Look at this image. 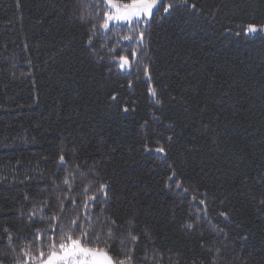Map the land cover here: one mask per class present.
<instances>
[{"label":"trees","instance_id":"trees-1","mask_svg":"<svg viewBox=\"0 0 264 264\" xmlns=\"http://www.w3.org/2000/svg\"><path fill=\"white\" fill-rule=\"evenodd\" d=\"M162 4L106 33L101 0H0V264L77 218L128 264H264V0Z\"/></svg>","mask_w":264,"mask_h":264},{"label":"snow or ice","instance_id":"snow-or-ice-1","mask_svg":"<svg viewBox=\"0 0 264 264\" xmlns=\"http://www.w3.org/2000/svg\"><path fill=\"white\" fill-rule=\"evenodd\" d=\"M102 2L108 6V10L104 12L103 23L100 27L107 33L110 28H114L120 24H126L135 27L140 23H146L153 16V9L157 7L158 0H102ZM182 2H187V0H182ZM171 7V5H169ZM195 7V5H193ZM168 8H164L165 12H168ZM83 19V17H81ZM150 26V25H147ZM255 27L249 26V31H255ZM131 36H123L124 41H130ZM139 40L143 42L144 32L139 33ZM91 43V41H89ZM115 51V49H113ZM132 57H136V53H131ZM116 62L121 70L125 68H130L131 63L128 56L119 55L116 57ZM147 71V68H145ZM153 97L156 96L155 90H151ZM112 100L116 99V96L111 97ZM156 103H160L157 99ZM128 109L125 108L124 111ZM157 152H162V148H157ZM63 161V157H61ZM67 183V181H65ZM180 187V185H177ZM107 188V185H100V191L103 192ZM89 199L95 200V196H91ZM69 203H75L74 200H70ZM204 203V201H201ZM87 207V205H85ZM223 215V213H221ZM56 219V217H53ZM71 226L67 230H61L59 236V247L57 248L56 230H53L52 243L48 245L49 253L44 264H128L131 257L127 260H114L107 251V243L118 237L115 233L119 232V227L115 220L111 221V226L107 230V237L105 240V247H89L87 245L92 244L93 241L89 239V234L83 231L78 223V218L71 220ZM131 223V221H129ZM187 227L191 228L192 225L189 224ZM78 233V235H77ZM131 240L135 242L138 240V236L129 232ZM95 239L99 240V235H95ZM123 244V240H121ZM43 255V253H42Z\"/></svg>","mask_w":264,"mask_h":264},{"label":"rangeland","instance_id":"rangeland-1","mask_svg":"<svg viewBox=\"0 0 264 264\" xmlns=\"http://www.w3.org/2000/svg\"><path fill=\"white\" fill-rule=\"evenodd\" d=\"M102 1V0H101ZM163 2H165V0H158V3H157V7L156 8H154L153 9V15L155 14V12H157L161 7H162V9L163 10H161L162 11V13H167V12H165L164 11V8H168L169 10H170V7H169V5H166V4H162ZM103 3V2H102ZM104 4V3H103ZM161 6V7H160ZM104 7H106V10H108V6L107 5H105L104 4ZM168 10V11H169ZM153 17V16H152ZM151 20H152V18L149 20V21H147L146 23H140L141 25H144V24H148V23H150L151 22ZM116 27H126V28H130L131 26L130 25H126V24H120V25H118V26H116ZM131 42V40L130 41H125V43H130ZM129 61H130V63H132V61H131V59L129 58ZM127 70H129V68H125L124 70H122V71H127ZM80 220H82V215H84V216H86V214H85V210L83 209V208H81L80 207ZM81 211H82V213L83 214H81ZM71 226V224L69 223L68 224V228ZM52 229V231L55 229V227H52L51 228ZM57 234V233H56ZM59 235V234H58ZM56 239H57V248L59 247V243H58V236H56ZM45 241H46V243L48 242V241H51V243H52V235L51 234H49V237H47L46 239H45ZM87 246H91L90 244L89 245H87ZM92 247H95V246H92ZM48 253L49 252H47V254L46 253H43V254H45L46 255V258H44V259H42V261H40V262H38V264H44V262H45V260L47 259V255H48ZM34 255V254H33ZM35 256H39V254H35ZM29 260H34L33 259V257H31V256H26V257H24L23 259H22V261H23V264H26V263H29L28 261Z\"/></svg>","mask_w":264,"mask_h":264}]
</instances>
